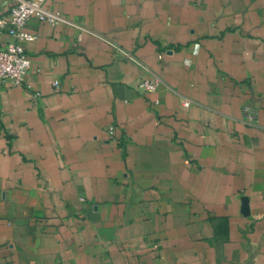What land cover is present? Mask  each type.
I'll return each instance as SVG.
<instances>
[{
	"label": "crops",
	"instance_id": "1",
	"mask_svg": "<svg viewBox=\"0 0 264 264\" xmlns=\"http://www.w3.org/2000/svg\"><path fill=\"white\" fill-rule=\"evenodd\" d=\"M45 5L72 24L31 18L0 89V264H264V0Z\"/></svg>",
	"mask_w": 264,
	"mask_h": 264
},
{
	"label": "built area",
	"instance_id": "2",
	"mask_svg": "<svg viewBox=\"0 0 264 264\" xmlns=\"http://www.w3.org/2000/svg\"><path fill=\"white\" fill-rule=\"evenodd\" d=\"M46 0H14L7 14L0 16V89L9 84L31 89L25 76L30 70L31 60L26 54L24 43L35 39V35L27 30L26 24L31 18L55 25L59 22L71 21L60 13L46 7ZM55 87L58 81H53ZM138 92H153L156 90V81L149 78H140L136 82ZM35 98L40 96L33 90ZM188 106V102L184 103ZM242 116L248 121H254L256 110L253 106L242 105ZM113 126L108 127V134L113 135Z\"/></svg>",
	"mask_w": 264,
	"mask_h": 264
}]
</instances>
